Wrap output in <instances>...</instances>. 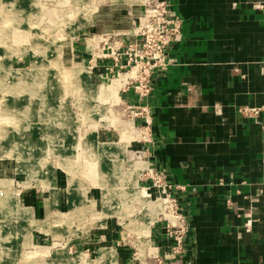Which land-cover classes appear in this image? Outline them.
I'll return each mask as SVG.
<instances>
[{
  "label": "rangeland",
  "instance_id": "rangeland-1",
  "mask_svg": "<svg viewBox=\"0 0 264 264\" xmlns=\"http://www.w3.org/2000/svg\"><path fill=\"white\" fill-rule=\"evenodd\" d=\"M140 6L0 0V264H190L187 238L153 235L168 193L117 74L97 76L74 51L118 16L137 20ZM104 142L116 150L102 153ZM31 185L51 205L17 222L30 214L18 188Z\"/></svg>",
  "mask_w": 264,
  "mask_h": 264
},
{
  "label": "crops",
  "instance_id": "crops-1",
  "mask_svg": "<svg viewBox=\"0 0 264 264\" xmlns=\"http://www.w3.org/2000/svg\"><path fill=\"white\" fill-rule=\"evenodd\" d=\"M172 6L183 18L181 36L167 48L173 62L153 74L145 100L148 165L187 216L190 264H264V0H172ZM131 21L118 16L96 31L120 33L124 50L134 39ZM92 49L83 38L74 51L97 76L114 71L113 57L93 58ZM123 97L139 102L131 88ZM244 107L259 110L248 115ZM37 185L18 188L30 214L17 215V222L37 219L51 205ZM153 235L161 238L159 225Z\"/></svg>",
  "mask_w": 264,
  "mask_h": 264
},
{
  "label": "built area",
  "instance_id": "built-area-1",
  "mask_svg": "<svg viewBox=\"0 0 264 264\" xmlns=\"http://www.w3.org/2000/svg\"><path fill=\"white\" fill-rule=\"evenodd\" d=\"M259 6L263 7V4H259ZM138 14L139 17L133 23L134 39L128 40L124 50H120L122 42L120 38H117L120 33L114 35L107 33L102 37L95 32L92 33L93 37H90V42L92 50H94L93 58L113 57L116 68L112 72L119 75L122 72L131 71L126 83L122 86V90L125 91L131 88L137 95L139 102L132 103L128 101V107L131 108L130 111L133 117L143 118L137 127L143 132L141 139L148 145L151 113L145 100L152 91L155 80L153 74L157 72L162 74L173 62V57L168 53L167 48L180 39L183 18L173 9L172 0H141ZM112 36H115L114 40L111 39ZM126 67L128 68L126 69ZM108 68L111 69L113 66ZM258 110L259 107L243 108V112L248 115H254ZM132 123L134 124L133 120ZM151 177H156L158 181L168 187L167 205L175 216L174 219L163 217L164 221H158L155 225H161L164 237L172 238L173 236L172 239L177 240L179 243L183 240L186 242L188 220L180 205L179 198L173 193L170 185L157 170L154 169V175H151ZM177 232H179V237L175 236ZM176 237L178 238L175 239Z\"/></svg>",
  "mask_w": 264,
  "mask_h": 264
},
{
  "label": "bare ground",
  "instance_id": "bare-ground-1",
  "mask_svg": "<svg viewBox=\"0 0 264 264\" xmlns=\"http://www.w3.org/2000/svg\"><path fill=\"white\" fill-rule=\"evenodd\" d=\"M134 2H136V1H134ZM16 14H12L11 16H10V19L12 20V22L13 21H16L17 19H16V16H15ZM98 25V24H97ZM99 35H101V34H99ZM130 72L131 71H126V72H122V73H120L119 75H117V76H114V78H116L117 80H119L120 82H121V85H120V87H122L125 83H126V80H127V78H128V76L130 75ZM102 81V80H101ZM103 84H105V83H103ZM120 90V89H119ZM130 125H132V127H133V129L134 130H138L139 131V133H140V136L139 137H141L142 135H143V132H142V130L139 128V127H135V125L132 123V121H131V123H130ZM28 141H29V138H28ZM26 145V144H25ZM96 147H98V146H96ZM115 146H114V144H112V143H108V142H104V144H101L97 149H99L100 151H102V153H107V152H109L110 150H116V148H114ZM70 150H72V149H70ZM70 152V151H69ZM68 152V153H69ZM148 163V162H147ZM147 166H148V164H147ZM149 169L152 171V173L154 174V169L153 168H150L149 167ZM161 186H163V187H165L166 188V190L168 191V187L167 186H165V185H161ZM126 187V186H125ZM138 188V187H137ZM136 188V189H137ZM164 188V189H165ZM139 190H140V187L138 188ZM137 189V190H138ZM142 192L144 191V188L141 190ZM167 194V193H166ZM84 195H87V192H85V191H83V192H81V196L83 197ZM167 196H168V194H167ZM166 207H165V211L164 212H162V214H160V215H162V217H164V218H168V219H174L175 218V216H174V214L172 213V211L171 210H169L168 209V205H167V199H166ZM42 228V227H41Z\"/></svg>",
  "mask_w": 264,
  "mask_h": 264
}]
</instances>
